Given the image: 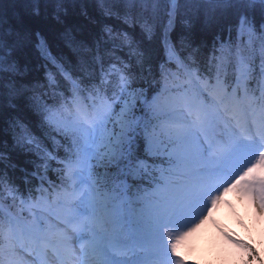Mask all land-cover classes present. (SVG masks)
Returning <instances> with one entry per match:
<instances>
[{
	"label": "snow or ice",
	"instance_id": "obj_1",
	"mask_svg": "<svg viewBox=\"0 0 264 264\" xmlns=\"http://www.w3.org/2000/svg\"><path fill=\"white\" fill-rule=\"evenodd\" d=\"M12 3L21 4L23 14L14 10L9 22L0 4V117L18 110L22 98L29 100L48 126L52 149L18 117L6 121L13 129V149L37 159L27 161L32 171L19 168L21 191L5 171H15L17 165L0 151V264H23L21 253L34 254L33 264H44L49 256L58 264H190L192 237L209 222L216 223L218 211L227 216V210L236 213L239 204L247 203L264 218V56L258 69L239 52L231 63L223 54L201 60L193 24L188 23L179 51L165 41L167 62H174L177 72L161 64L157 81L150 49L127 33L114 34L104 25L107 38L101 35L89 47L74 35L81 27L66 24L77 9L95 23L90 7L109 17L121 5H141L155 13L149 6L163 3L171 5V29L182 3L192 6L189 19L202 29L231 14L238 34L251 39L257 28L264 33V0ZM49 16L63 26L59 35L66 45L78 54L88 53L80 55L72 71L52 55L46 35L26 19ZM142 33L151 39L147 23ZM126 45L128 61L115 55ZM33 49L45 67L55 65L70 85V96L59 93V107L26 96L28 85L18 83L29 71ZM185 49L188 55L182 58ZM47 79L50 88L56 85L53 73ZM138 81L147 87H135ZM222 232L240 259L264 264L253 242Z\"/></svg>",
	"mask_w": 264,
	"mask_h": 264
},
{
	"label": "trees",
	"instance_id": "obj_2",
	"mask_svg": "<svg viewBox=\"0 0 264 264\" xmlns=\"http://www.w3.org/2000/svg\"><path fill=\"white\" fill-rule=\"evenodd\" d=\"M0 4H2L3 11L7 14L9 22H11V15L14 10L23 14V6L19 3L14 6L12 0H0ZM144 7L145 6L141 5H121L118 8H114V14L109 17H101L99 11L95 7H90L89 15L94 18L96 21L95 23H89V21L85 20L84 17L79 15L77 9L75 13L70 12L66 24L79 25L81 31L78 33L74 32V35H76L77 40H83L89 45V47H92L93 41L99 39L101 35L107 38V33H103L104 25L113 29L114 34L116 32L127 33L133 41L139 43L142 47L150 49L152 54L153 74L157 81L160 80L159 68L161 64H164L168 70L174 69L177 71L174 62H167L165 41L166 39L169 40L179 51L180 38L181 36L187 35L185 25L188 23L193 24V34L195 38L194 44L200 47L199 55L201 60H206L207 57L212 56L213 54L216 56H221L223 54L228 62L231 63L234 62L237 52H239L240 55L251 61L257 69L259 68L261 57L264 56V40L260 39V37L264 35V33H261L258 28L251 39L247 34L239 35L237 32L238 21L233 15L229 14L226 18H222L219 23L214 24L211 28L202 29L200 23H194L189 19L188 10L191 9L192 6L181 3L178 5L180 11L175 17L172 28L169 29L168 10H170L171 5L161 3L159 5L149 6L157 9L155 13L152 11L145 12L143 10ZM50 11L51 9H49V12ZM26 19H28L33 30H39L42 34L46 35L52 55L57 57L58 61L61 64H64V66L70 71L76 67L80 55H88L86 52L78 54L74 48L66 45L59 35L60 32L63 31V26L55 24L50 16L47 20L43 17ZM202 19L203 15L201 14V20ZM256 20L258 23V16L256 17ZM145 23H147L153 33L150 40L142 33V25ZM229 29H231V34H229ZM217 36L220 37L219 40L216 39ZM214 44L215 48L213 47ZM221 44L224 45L223 48L221 47ZM109 51H111V48H109ZM188 51L189 50L185 49L181 53L182 58L188 55ZM115 55L128 61L127 45L124 50H117ZM28 61V73L23 77L17 78L18 83L28 85V91L25 95L29 97L35 95L50 107H59V93H63L64 96L71 95L70 91H68L70 88L68 82L59 74L55 65L48 63L45 67V61L39 57L34 49L29 52ZM48 72L53 73L56 79V85H53L51 88L48 85ZM33 85L36 86L35 90H33ZM134 86L147 87L144 81H138ZM156 87L158 86L150 88L149 92H154ZM53 92L57 93L55 97L52 96ZM18 103V110H9L8 114L4 117H0V151H4L5 156L10 159L13 164L17 165L15 171L8 168H5V171L8 172V175L16 181V184L21 188V191H23V182L19 179L22 174L19 172V168L25 167L29 171H32L33 165L27 163V161L36 160L37 158L33 153H24L18 148L13 149L14 133L13 129L8 126L6 121L13 117H18L26 126V130L30 131L33 136L42 141L49 150L52 149V142L46 136L49 129L46 124H43L42 114L33 110V108L29 106L30 101L27 99L22 98ZM15 132L19 133L20 129H15ZM51 135L56 134L52 132ZM57 139H60V137L57 136ZM61 143H63V140H61ZM59 155L63 156L62 149L59 150ZM5 163H7V160ZM0 167H4V165H0ZM49 175L51 178H55L53 172L50 171ZM34 183L38 184V182L35 181ZM14 211L19 212L20 209L17 208L14 209ZM22 215L25 216V211L22 212Z\"/></svg>",
	"mask_w": 264,
	"mask_h": 264
},
{
	"label": "rangeland",
	"instance_id": "obj_3",
	"mask_svg": "<svg viewBox=\"0 0 264 264\" xmlns=\"http://www.w3.org/2000/svg\"><path fill=\"white\" fill-rule=\"evenodd\" d=\"M170 71L177 72L174 69ZM221 213L222 211H218L214 214L216 223L209 222L192 237V251L188 254L190 264H260L259 260L240 259V253L222 232L223 229L240 239H249L257 246L260 255L264 256V247H261L264 226L259 224L260 217H257L256 209L251 205L239 204L236 213L231 210H227V216H222ZM27 215L25 211V216ZM20 257L23 264H33L35 259L34 254L30 256L27 253H21ZM44 264H58V261L49 256Z\"/></svg>",
	"mask_w": 264,
	"mask_h": 264
},
{
	"label": "bare ground",
	"instance_id": "obj_4",
	"mask_svg": "<svg viewBox=\"0 0 264 264\" xmlns=\"http://www.w3.org/2000/svg\"><path fill=\"white\" fill-rule=\"evenodd\" d=\"M241 205L242 206H247L248 204L247 203H241ZM256 214H257V210H256ZM257 217H259V216L257 215ZM259 224H262L264 226V220L261 217L259 219Z\"/></svg>",
	"mask_w": 264,
	"mask_h": 264
},
{
	"label": "clouds",
	"instance_id": "obj_5",
	"mask_svg": "<svg viewBox=\"0 0 264 264\" xmlns=\"http://www.w3.org/2000/svg\"><path fill=\"white\" fill-rule=\"evenodd\" d=\"M221 215L223 216V215H224V213H221Z\"/></svg>",
	"mask_w": 264,
	"mask_h": 264
}]
</instances>
